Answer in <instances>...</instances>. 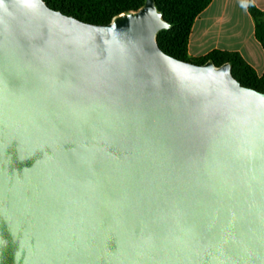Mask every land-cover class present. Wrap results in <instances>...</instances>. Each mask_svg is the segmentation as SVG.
Segmentation results:
<instances>
[{"label": "water", "instance_id": "1", "mask_svg": "<svg viewBox=\"0 0 264 264\" xmlns=\"http://www.w3.org/2000/svg\"><path fill=\"white\" fill-rule=\"evenodd\" d=\"M170 27L0 0V264H264V92Z\"/></svg>", "mask_w": 264, "mask_h": 264}, {"label": "trees", "instance_id": "2", "mask_svg": "<svg viewBox=\"0 0 264 264\" xmlns=\"http://www.w3.org/2000/svg\"><path fill=\"white\" fill-rule=\"evenodd\" d=\"M46 4L66 15L93 24H107L114 16L138 10L146 0H44ZM212 0H155L163 18L171 24L157 35L160 48L167 54L184 61L203 64L212 60L217 66L231 63L233 76L246 87L264 92V73L258 75L237 52L214 49L200 57L188 53L189 38L196 18ZM248 10L254 20L255 38L264 49V10L249 2Z\"/></svg>", "mask_w": 264, "mask_h": 264}, {"label": "crops", "instance_id": "3", "mask_svg": "<svg viewBox=\"0 0 264 264\" xmlns=\"http://www.w3.org/2000/svg\"><path fill=\"white\" fill-rule=\"evenodd\" d=\"M264 10V0H212L196 18L188 53L200 57L214 49L237 52L258 75L264 73V49L255 38L254 20L248 4Z\"/></svg>", "mask_w": 264, "mask_h": 264}]
</instances>
